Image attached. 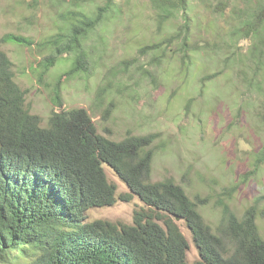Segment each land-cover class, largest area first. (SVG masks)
I'll use <instances>...</instances> for the list:
<instances>
[{
    "label": "trees",
    "instance_id": "16d2710c",
    "mask_svg": "<svg viewBox=\"0 0 264 264\" xmlns=\"http://www.w3.org/2000/svg\"><path fill=\"white\" fill-rule=\"evenodd\" d=\"M62 2L67 20L61 32L38 45L51 50L37 64L43 74L66 54L72 58L70 69L59 78L56 109L46 126L27 108L26 90L15 80L12 60L0 49V264H264L257 205L240 218L225 201L237 186L220 194L223 213L212 228L198 209L206 199L193 200L171 177L151 179L156 133H130L114 140L98 131L87 109L64 107L62 80L90 72L88 41L117 4L116 0ZM151 4L159 28L175 18L181 24L168 38L145 49L180 43L178 58L185 64L191 53L198 52L191 12L202 6L228 18L227 39L219 40L233 57L231 67L240 75L253 70L255 76H264V0H151ZM207 32L208 37L221 34L212 23ZM242 39L251 41L246 51L239 45ZM3 40L36 45L13 33ZM224 73L221 69L204 75L202 87ZM245 80L253 85V78ZM263 161L264 148L250 173ZM105 165L129 192L118 196V185L109 180ZM134 196L147 208L135 211L133 224L88 221L91 208L129 202ZM177 217L191 228L200 260L189 262L190 243Z\"/></svg>",
    "mask_w": 264,
    "mask_h": 264
},
{
    "label": "rangeland",
    "instance_id": "374dc122",
    "mask_svg": "<svg viewBox=\"0 0 264 264\" xmlns=\"http://www.w3.org/2000/svg\"><path fill=\"white\" fill-rule=\"evenodd\" d=\"M64 4L62 0H0V49L12 60L15 80L26 90L27 108L45 126L56 109L59 78L70 69L72 58L66 54L43 74L37 64L51 50L38 45L61 32L67 20ZM116 4V11L88 41L90 72L62 80L64 107L87 109L98 131L114 140L130 133H156L151 179L171 177L193 200L206 199L198 209L212 228L219 225L223 213L220 194L237 186L225 201L240 218L256 204L264 238V161L250 173L264 148V76H255L253 70L240 75L231 67L233 57L219 40L227 39L228 18L196 5L191 18L198 52L182 64L180 43L164 44L158 50L144 48L174 33L180 18L159 28L151 0H116ZM210 23L220 35L208 37ZM8 33L25 36L36 45L4 41ZM250 44V39H242L239 45L246 51ZM221 69L224 74L202 87L204 75ZM246 76L254 79L253 85ZM105 169L118 185V196L130 191L110 166ZM143 208L147 205L134 196L129 202L91 208L88 221L133 224L135 211ZM177 223L190 243L189 262L200 260L191 228L184 220Z\"/></svg>",
    "mask_w": 264,
    "mask_h": 264
},
{
    "label": "water",
    "instance_id": "95a60500",
    "mask_svg": "<svg viewBox=\"0 0 264 264\" xmlns=\"http://www.w3.org/2000/svg\"><path fill=\"white\" fill-rule=\"evenodd\" d=\"M178 220H180L181 218L180 217H177Z\"/></svg>",
    "mask_w": 264,
    "mask_h": 264
}]
</instances>
